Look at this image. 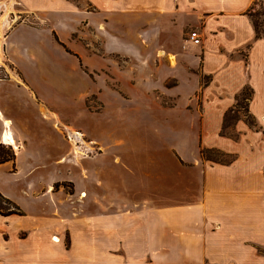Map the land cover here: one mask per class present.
<instances>
[{"label": "crops", "instance_id": "obj_1", "mask_svg": "<svg viewBox=\"0 0 264 264\" xmlns=\"http://www.w3.org/2000/svg\"><path fill=\"white\" fill-rule=\"evenodd\" d=\"M4 1L0 0V48L10 72L0 78V144L10 145L16 157L0 164V194L14 203L9 192L22 178L27 187L37 188L35 197L44 195L53 206L45 221L38 217L29 223L24 213L0 214V264H264V38H255L246 13L252 0H87L89 9L65 0H24L27 11L38 18L33 24H10L1 14ZM190 29L198 30L200 44L186 41ZM85 58L103 64L89 68ZM71 60L95 85L80 92L79 111L92 95L106 107L103 90L115 92L121 109L127 99L120 92L135 95L142 88L162 89L166 79H176L174 88H166L179 95L169 109L182 108L185 102L191 105L193 111L184 112L189 117L186 134L196 143L170 146L183 169L201 171L198 199L164 204L168 198L162 197V186L156 183L159 172L134 166L123 153L129 147L122 135L110 132L112 141L119 138L118 145L102 148L65 123L74 107L49 104L42 81L55 90H75V80L70 83L60 67ZM201 76L208 78L205 85ZM4 82L24 90L42 119L71 145L79 177L85 170L79 161L89 159L83 164L89 165L91 188H85L87 183L78 189L74 182L77 200L82 199V189L88 198L75 203L72 216H67L62 195L54 198L60 195L54 184L62 180L53 177L43 183L41 170L48 166L40 149L28 154L25 171L19 167L26 141ZM183 83L189 89L180 103ZM244 88L251 92L247 108L253 124L240 114L227 131L224 115ZM4 136L12 141L5 142ZM94 144L100 151L87 156ZM202 149H218L233 159L204 160ZM107 158L112 168L125 173L129 184L133 182L126 186L133 194L96 193L95 188L105 184L100 172L105 166H100ZM54 162L64 165L65 152ZM54 236L58 241L52 240ZM83 252L87 259L81 258Z\"/></svg>", "mask_w": 264, "mask_h": 264}, {"label": "rangeland", "instance_id": "obj_2", "mask_svg": "<svg viewBox=\"0 0 264 264\" xmlns=\"http://www.w3.org/2000/svg\"><path fill=\"white\" fill-rule=\"evenodd\" d=\"M65 1L77 5L82 4L89 9V6L87 5L89 3L87 0ZM254 1L257 8L264 6V0ZM3 6L5 9L1 10V14H5L7 19L10 20V24L21 22L33 24L39 22L33 11H27L28 7L24 0H5ZM8 9L10 10L9 12L7 11ZM191 30L198 31L197 29H190L188 32ZM0 41H2L1 38ZM86 41L87 40H85V42ZM82 43L86 45V43ZM89 58H85L86 62L89 63L87 64L89 65V68H99L103 64L101 60H89ZM0 65L2 66H0V78L4 79L6 78L5 73L9 74L10 72V66L6 63V60H4L2 50ZM60 67L65 70V76L70 83H73L75 80L77 88L72 91H67L66 89L55 90L52 89L46 81H42V85L44 86L43 93L46 95L47 99H49V104L52 106L64 108V105L69 104L68 106L74 107L72 113L75 116V120L72 118L73 115L68 113L65 122L68 126L74 127L83 132L86 135L87 142H90V140H96L102 148L106 145H118L117 141L119 138L112 141V138L109 137L110 132L115 133L116 136L122 135L128 143L127 146L130 148L123 150V153L128 160L136 167L147 168L150 166L155 168L156 173L159 172L160 178L156 179V183L161 184L162 186V197L168 198V200L164 201L167 203L164 204L175 205L180 202L192 203L199 198L202 190L201 171H199L198 167L194 170L190 169L189 171L183 169L180 166L181 160L175 153L174 149L170 146V144L175 143L180 147V142L186 141L188 147H195L196 143V140H191L186 131L187 128L189 129V117L188 115H185L186 113L184 112L192 110L191 105L185 102L182 108H179L181 106H177L176 110L169 109L176 106L179 95L177 93L172 94L175 90L170 94L166 88H174L177 84L176 79H166L164 82V88L162 89L145 90L142 88L138 89L135 95L133 91L120 92L123 98L127 99L123 104L125 106L121 109L117 107L118 100L115 96V92L111 90H103L102 99L106 102V107H104V105L98 100L96 95H92L85 101L84 108L82 107L83 110L79 111L78 104L80 103V92L94 89L95 85H92L91 82L84 78L83 71L77 67V64H75L74 61L61 62ZM181 77L183 78L184 74H181ZM202 80L203 77L201 76V81ZM187 81L188 78L186 79V83ZM186 83H183L184 85H181L180 87L181 91L179 90L180 93H182L179 98L180 103H183L185 99L183 91L186 92L189 89ZM2 88L4 90L7 88L9 92L12 101L11 108L13 105L15 110L14 116L19 122H21V125H19L18 128L26 141L25 149L20 152L19 167L22 171H25L26 166L29 164L28 154L30 153L31 155V153L39 151L38 149H40L43 153V159L48 166L46 169L41 170V177L44 178L43 183L53 177L62 180L57 182V184H54L55 191H59L60 194H56V197L54 198L58 199L59 196L62 195V198L64 199L63 206L68 212L67 216H72V210L75 203L78 201L83 203L85 195L88 198V193L86 194L85 189H82L80 194L82 199L77 200L74 194V182L78 189L79 187L87 185L89 165H85L83 162L88 161L89 159L79 161L85 169L82 171V177H79L78 169L74 167L75 164L71 160V145H69L68 142L65 141L57 131H55L52 123L46 119H42L41 113L35 108L33 101L29 99L26 92L21 89L16 90L15 85L8 82L2 83ZM37 94L39 95L40 92H37ZM72 95H74V101L69 100V97ZM132 95L134 96L132 97ZM197 98L198 97L195 99ZM178 111L182 113H179ZM60 129L63 128L60 127ZM226 130L231 131L230 128H226ZM90 134L94 137H91ZM93 147L91 153L87 156L100 151L98 145L94 144ZM57 152H59L58 154L65 152L64 165H55L54 160L58 155ZM109 156L110 155H108V157ZM219 158L228 160V158L224 156H219ZM111 162L112 161L107 158L101 163L102 166L100 167H103V165L105 166V169L100 170L105 184L96 187V193L99 195L109 192L122 195L133 194L134 192H130L129 189L126 188L127 185H131L133 182L129 184L130 181L125 177V173L120 171V169H117L115 165H113L115 169L112 168L110 164ZM30 178L33 180L36 178V175H33ZM85 179L86 181L84 182ZM21 180L22 178L19 179V183H14L12 186L13 191L9 192L15 199L14 203H16L24 213L23 216L27 222L31 223L38 217L45 221L44 219L49 216V212L52 210L53 203H51L48 197L44 195L42 197H35L37 188L31 189L26 186L27 183L25 180ZM1 185L2 188L5 189L7 188L6 186L8 183L4 181ZM15 185H18V187L16 188ZM133 187L136 189L138 188L137 181H135ZM85 188L89 191L91 188L89 183ZM3 205L5 208L11 207L7 204ZM87 207L86 211L88 212ZM63 230V242L66 248H68L70 242L69 233L66 231V228ZM83 254L84 252L82 255L80 254L81 258L84 257L87 259L88 256Z\"/></svg>", "mask_w": 264, "mask_h": 264}, {"label": "trees", "instance_id": "obj_3", "mask_svg": "<svg viewBox=\"0 0 264 264\" xmlns=\"http://www.w3.org/2000/svg\"><path fill=\"white\" fill-rule=\"evenodd\" d=\"M247 15L249 16L255 33V38H264V6L256 7L255 1L252 0L250 8L247 10ZM207 77H203L202 84L207 83ZM251 96V92L248 88H244L241 94L238 96L236 105L228 110L223 119V129L228 128L233 124V122L241 115H243L250 124L251 117L248 115V102ZM200 156L204 160L218 162V163H229L232 161L233 156L227 153H224L218 149H202L200 150ZM219 156L227 157V159L219 158ZM16 157L15 151L10 145L0 144V164L6 162H14ZM3 204L11 206L10 208H5ZM20 208L11 202L9 199L5 198L0 194V214L9 215V214H18L22 215Z\"/></svg>", "mask_w": 264, "mask_h": 264}, {"label": "built area", "instance_id": "obj_4", "mask_svg": "<svg viewBox=\"0 0 264 264\" xmlns=\"http://www.w3.org/2000/svg\"><path fill=\"white\" fill-rule=\"evenodd\" d=\"M186 41H188L194 45L200 44V41H201L200 33L198 31H195V30L189 31L187 33Z\"/></svg>", "mask_w": 264, "mask_h": 264}, {"label": "bare ground", "instance_id": "obj_5", "mask_svg": "<svg viewBox=\"0 0 264 264\" xmlns=\"http://www.w3.org/2000/svg\"><path fill=\"white\" fill-rule=\"evenodd\" d=\"M4 140H5V142H11L12 141L10 137H6V136H4ZM52 240L53 241H58V238L56 236H54L52 238Z\"/></svg>", "mask_w": 264, "mask_h": 264}]
</instances>
